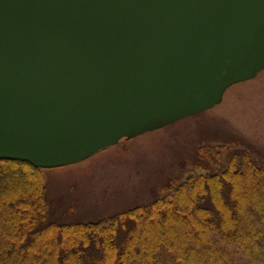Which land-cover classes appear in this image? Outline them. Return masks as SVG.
<instances>
[{"label":"water","instance_id":"95a60500","mask_svg":"<svg viewBox=\"0 0 264 264\" xmlns=\"http://www.w3.org/2000/svg\"><path fill=\"white\" fill-rule=\"evenodd\" d=\"M264 70V0H0V159L81 162Z\"/></svg>","mask_w":264,"mask_h":264},{"label":"trees","instance_id":"16d2710c","mask_svg":"<svg viewBox=\"0 0 264 264\" xmlns=\"http://www.w3.org/2000/svg\"><path fill=\"white\" fill-rule=\"evenodd\" d=\"M191 156L95 221L58 218L45 168L0 159V264H264V155L236 137Z\"/></svg>","mask_w":264,"mask_h":264},{"label":"rangeland","instance_id":"374dc122","mask_svg":"<svg viewBox=\"0 0 264 264\" xmlns=\"http://www.w3.org/2000/svg\"><path fill=\"white\" fill-rule=\"evenodd\" d=\"M236 137L264 155V70L228 87L212 108L123 138L81 162L45 169L47 196L60 219L99 220L147 201L164 173L192 169L200 142ZM241 264L252 263L242 258Z\"/></svg>","mask_w":264,"mask_h":264}]
</instances>
